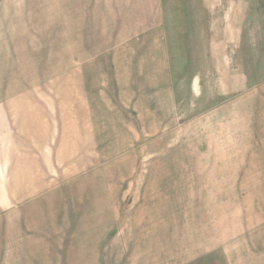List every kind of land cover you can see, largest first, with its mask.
<instances>
[{"label": "rangeland", "instance_id": "1", "mask_svg": "<svg viewBox=\"0 0 264 264\" xmlns=\"http://www.w3.org/2000/svg\"><path fill=\"white\" fill-rule=\"evenodd\" d=\"M6 10L0 98L84 68L97 163L3 204L0 264H264V0H0L3 28Z\"/></svg>", "mask_w": 264, "mask_h": 264}, {"label": "crops", "instance_id": "2", "mask_svg": "<svg viewBox=\"0 0 264 264\" xmlns=\"http://www.w3.org/2000/svg\"><path fill=\"white\" fill-rule=\"evenodd\" d=\"M9 12L5 29L0 22V38H15L9 34L14 29ZM46 68L38 83L24 81L18 94L0 98V212L3 204L48 201L96 162L86 70L78 65L64 71Z\"/></svg>", "mask_w": 264, "mask_h": 264}]
</instances>
